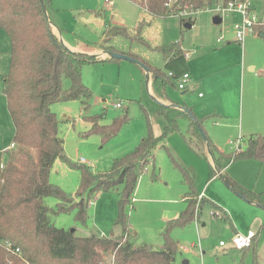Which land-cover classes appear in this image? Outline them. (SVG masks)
<instances>
[{
  "label": "rangeland",
  "instance_id": "1",
  "mask_svg": "<svg viewBox=\"0 0 264 264\" xmlns=\"http://www.w3.org/2000/svg\"><path fill=\"white\" fill-rule=\"evenodd\" d=\"M253 1L256 13L263 17L264 0ZM51 3L46 10L49 22L62 32L63 37H72L73 44L78 47L91 49L104 44L103 47L107 45L115 52L136 56L153 67L163 65L162 55L155 49L163 44L179 42L185 50L193 51L187 66L195 71V81L201 78L197 80L198 89L184 99L180 96L182 91L176 87H170L167 94L178 105L184 102L187 107H192L196 119L201 118L200 108L206 102L214 101L213 105L222 114L219 121L211 118L215 115L213 109L210 110L212 114L204 109L203 115L211 118L206 130L219 152L234 155L243 150V141L251 135H264V38L247 36L242 47L233 42L232 24L238 18L235 14L219 16L222 22L218 25L212 22L213 17L218 16L215 10L221 0H214L204 10L186 17L176 14L165 18H152L132 0H51ZM189 21L191 28H185L184 24ZM114 28H124L134 40L115 35L104 43L106 31ZM220 36L225 37V42L216 44ZM137 37L146 45L135 40ZM10 51L9 37L0 29V149L6 152L11 151L6 147L12 140L13 123L1 77L8 73ZM81 80L92 92L86 107L79 100L51 106L58 121L64 153L72 163L79 165V160L83 159L82 165L93 173H104L110 170L112 160L131 151L147 135L148 129L157 138L150 156L152 163L146 165L132 201L125 205L128 240L133 245L145 243L152 250L161 249V232L167 221L186 209L183 196L189 189L190 179L199 194L197 208L203 199L207 201L200 205L199 214L191 224L171 232L179 247L174 264H183V260L188 264H264V208L238 196L219 176H210L213 159L210 155L204 158L189 148L185 118H179L177 128L163 136L166 122L158 111L159 104L146 89L145 71L126 60H100L82 65ZM69 88L70 81L64 79L63 89ZM198 92L202 93V99L197 97ZM118 102L122 105L120 109L113 106ZM125 112L129 121L107 142L99 135L88 134L91 127L87 118L90 116L102 114L104 117L100 122L105 125ZM16 149L17 145L13 151ZM4 157L0 155V160ZM228 161L221 160V175L226 174L248 191L264 192V161L241 158ZM50 174L51 183L66 192H76L80 179L77 169L57 160ZM121 191L122 186H117L96 193L89 201L84 224L75 219V211L52 215L49 220L56 228L74 229L81 236L120 234L116 217ZM46 201L55 207V198L47 197ZM221 210L225 211L229 221ZM249 232L255 235L251 248L233 249L234 235L247 236ZM104 262L114 264L113 256L107 255Z\"/></svg>",
  "mask_w": 264,
  "mask_h": 264
},
{
  "label": "trees",
  "instance_id": "2",
  "mask_svg": "<svg viewBox=\"0 0 264 264\" xmlns=\"http://www.w3.org/2000/svg\"><path fill=\"white\" fill-rule=\"evenodd\" d=\"M44 1L48 9L50 0ZM132 1L155 18H165L170 15V11L174 15L186 9L195 12L214 2L171 0L169 10L166 7L169 0ZM230 1L233 0H221V3L227 4ZM189 23L192 24L191 21ZM0 29L7 33L11 45L9 70L1 80L14 126L12 141L17 145L14 151L0 150V155L5 156L0 160L3 162V168L0 169V264H106L104 257L107 255L113 256L114 264H174L178 249L171 232L191 224L199 214L200 205L207 200L203 199L197 208L199 194L188 179L186 209L178 217L167 221L161 232L163 248L151 250L145 244L133 246L127 236L129 224L125 205L132 201L139 176L145 171L146 165L152 163L150 156L157 138L148 129L147 135L133 150L113 159L110 170L104 173H93L82 163H72L64 153L58 121L51 111V106L79 100L86 107V102L92 99V92L82 83L81 67L85 63L98 61L92 57L70 53L60 44L50 29L40 0H0ZM257 30L258 34L263 33V25L259 24ZM105 35L104 43L115 35L128 36L124 28L107 30ZM132 38L129 37L131 41L134 40ZM135 40L146 45L139 37ZM104 49L115 52L109 47ZM155 49L167 59L161 69L151 68L136 56L125 55L145 65L152 75L155 95L173 103L167 93L170 87L177 88L178 80L186 72L183 51L179 42ZM64 79L70 81L68 90L63 89ZM187 110L194 116L190 108ZM158 111L166 122L164 137L177 128L179 118L187 120V144L204 158H207L206 149H209L213 159L210 167L211 177L217 175L216 170L222 172L221 160L241 158L264 161V135H251L243 141L242 151L234 155H224L214 147L206 135L204 125L209 118L197 119L204 134L202 137L186 113L165 105H159ZM103 117L99 114L87 118L91 124L88 134L99 135L103 142L116 136L121 127L129 121L127 112L107 125L99 124ZM56 160L79 171V185L75 193L66 192L50 182V170ZM222 177L238 196L264 208V192L248 191L226 174ZM117 186H122L116 217V225L121 229L120 234L111 237L94 234L81 236L77 235L74 229H59L51 224L50 216L70 211H75V219L84 224L91 198L96 193ZM47 197L56 199L54 208L46 205ZM221 212L229 221L227 214L223 210ZM124 235L127 236L126 239ZM254 238L255 235L252 241ZM2 242H9L12 248L19 249L20 256L7 251ZM251 246L252 243L249 248Z\"/></svg>",
  "mask_w": 264,
  "mask_h": 264
},
{
  "label": "built area",
  "instance_id": "3",
  "mask_svg": "<svg viewBox=\"0 0 264 264\" xmlns=\"http://www.w3.org/2000/svg\"><path fill=\"white\" fill-rule=\"evenodd\" d=\"M109 2V0H106ZM166 7L171 10V0L166 4ZM204 10V9H201ZM201 10H197L193 12L192 10H185L182 12H179L178 15L186 17L189 16V14L197 13ZM216 13H218V16H227L228 14H237L240 17V20L236 23H234L232 30L235 37V41L239 44H242L247 36L252 35H258L257 26L259 24H262L264 27V16L260 17L258 13H256L255 5L253 0H233L228 2L227 4H222L216 8ZM170 15H174L172 11H170ZM218 42L223 41V37L220 36L217 39ZM189 53L185 52L184 57H188ZM171 75V73H168ZM190 81V76L188 73L183 74L180 79L177 82V88L180 91H184ZM201 96V94L199 95ZM114 108L120 109L122 108L121 103H116L113 105ZM231 144H234L233 142ZM16 147L15 143H12L8 149L12 150ZM236 148H240V144L238 142L236 143ZM5 151V150H4ZM79 163H85L83 159L79 160ZM3 168V162H0V169ZM213 215H220L219 213H214ZM254 235L252 233H248L247 236H241L239 234H235L232 239V248L237 251H242L250 247L252 238ZM127 236L124 235V239H126ZM3 247L11 252L14 255L20 256V251L17 248H12V245L9 242H2ZM220 246H223V243H219Z\"/></svg>",
  "mask_w": 264,
  "mask_h": 264
},
{
  "label": "crops",
  "instance_id": "4",
  "mask_svg": "<svg viewBox=\"0 0 264 264\" xmlns=\"http://www.w3.org/2000/svg\"><path fill=\"white\" fill-rule=\"evenodd\" d=\"M52 3H51V0H50V3L48 4V7H50V5H51ZM145 10V9H144ZM238 18H237V20L234 22V23H236V22H238L239 20H240V17L237 15V14H235ZM152 18H154V17H152ZM221 22H222V20H221ZM234 23L232 24V27H233V25H234ZM116 25H119V26H121L122 27V25L121 24H118V23H115ZM49 25H50V27H51V30H52V33L55 35V37L58 39V41H60V43H62V45L66 48V50H68L70 53H73V54H76V55H81V56H89V57H94L97 61H100V60H102V61H104V60H106V59H108L107 57H106V55L104 54V52L106 51L104 48L105 47H107V45H105L104 47H103V45L102 46H94L93 48H83V46H80V47H78V46H76V45H74L73 44V42H72V37H71V39L69 38V36H65V37H63V34H62V32L61 31H59L55 26H53L50 22H49ZM191 26H192V24H191ZM191 26H190V28H191ZM232 33H233V30H232ZM261 34L263 35V36H261ZM234 36V35H233ZM258 36L260 37V38H264V33H260V34H258ZM223 37V41H221V42H218L217 41V39L219 38H217L216 39V44H221L222 42H225V37L224 36H222ZM227 43H229V40H227L226 41ZM233 42H236L235 41V37H234V40H233ZM175 43H177V42H175ZM244 43V42H243ZM243 43L242 44H239L241 47H242V45H243ZM169 44V43H168ZM163 45H165V44H163ZM109 47V46H108ZM110 49H111V47H109ZM180 49L183 51V59H184V61H185V68H186V72L185 73H188L189 74V76H190V81H189V83H188V85H187V87H186V89L184 90V91H182L181 92V94H180V96H181V99L183 98L184 99V96H186L188 93H193V92H195L197 89H198V87H199V85H198V82H197V80L199 81V79L201 80V78H196L197 80L195 81L194 79H193V74H194V77L196 76L197 77V75H195V71L193 70L192 71V69H191V66H187V60H188V57H189V55H190V52H193V51H188V50H185L183 47H182V45L180 44ZM112 50V49H111ZM114 51V50H113ZM185 52H187V53H189V55H188V57H184V53ZM116 53H118V52H116ZM120 54H123V53H120ZM125 55V54H124ZM162 55V54H161ZM127 56V55H126ZM168 57H170V56H168ZM162 58H163V65L161 66V67H153V66H151V65H148V66H150L151 68H159V69H161V68H163L164 67V65H165V63H166V61H167V59H166V57H163V55H162ZM146 73V72H145ZM167 73H169V72H167ZM146 80H147V85H146V89H147V91L149 92V94L155 99V100H157L158 102H161L163 105H165V106H169L170 104H175V105H178V103H176V102H174L173 100V103H171L170 102V100H162V99H160V98H158L156 95H155V93H154V89H153V86H152V84H153V79H152V75H151V73L149 72V73H146ZM202 80H204V79H202ZM209 89H212V87H209ZM179 90V89H178ZM201 94V96H199ZM215 94V93H214ZM197 97L198 98H200V99H202L203 98V95H202V93L201 92H198V94H197ZM213 103H214V101L213 100H211L210 102H206L205 103V106H202L201 108H200V112H201V118H203L204 117V115H205V113L206 112H203L204 111V109H206V111H207V113H211L212 114V112L210 111V110H212L213 109V113H215V115H213L211 118H213L214 117V119H216V120H218L219 121V116H222V114H220V112H219V109L217 108V106H214L213 105ZM116 104V103H115ZM179 106H183V107H185V108H190L191 110H192V112H193V114H194V116H195V113H194V110H193V108L192 107H187L185 104H184V102L182 103V105H179ZM159 108V107H158ZM204 114V115H203ZM196 117V116H195ZM198 118V117H197ZM201 118H199V119H201ZM209 118V117H208ZM211 118H209L207 121H209ZM101 123V125H104L102 122H100ZM208 122H206L205 123V125H204V128H205V132H206V135L208 136V138L211 140V142H212V138H211V136H209L208 135V133H209V131L208 130H206V124H207ZM90 124V123H89ZM215 124H217V122H215ZM105 125H107V124H105ZM188 125V124H187ZM165 126H166V124H165ZM164 126V127H165ZM90 127H91V124H90ZM13 135H14V126H13ZM12 138H13V136H12ZM143 138V137H142ZM141 138V139H142ZM140 139V140H141ZM139 140V141H140ZM194 142H196L195 140H194ZM12 143H14L12 140H11V143H10V145L12 144ZM138 144V142L135 144V146ZM134 146V147H135ZM9 147V146H8ZM8 147H6V149H8ZM133 147V148H134ZM133 148H132V150H133ZM201 148V147H200ZM0 150H5V149H3V148H1ZM131 150V151H132ZM131 151H129V152H131ZM129 152H126L125 154H127V153H129ZM196 153V152H195ZM152 155V154H151ZM208 155V154H207ZM115 159V158H114ZM57 161V160H56ZM55 161V162H56ZM54 162V163H55ZM221 174V173H220ZM217 176H219V174L217 173ZM49 180H50V182H51V174L49 175ZM59 185H61V182H59L58 183ZM183 199H185V195L183 196ZM47 203H46V205L48 206V207H50V208H52L50 205V203H48V201H46ZM57 202V201H56ZM186 202V201H185ZM225 212V211H224ZM141 244H145V243H141ZM146 245V244H145ZM133 246H136V247H138L139 245H133ZM147 246V245H146ZM147 248L148 249H151L152 250V248L151 247H148L147 246ZM163 248V244H162V247H161V249ZM161 249H159V250H161ZM177 249H178V251H179V247H178V243H177ZM176 261V260H175ZM175 263V262H174ZM182 263L183 264H188L187 263V261L186 260H183L182 261Z\"/></svg>",
  "mask_w": 264,
  "mask_h": 264
},
{
  "label": "water",
  "instance_id": "5",
  "mask_svg": "<svg viewBox=\"0 0 264 264\" xmlns=\"http://www.w3.org/2000/svg\"><path fill=\"white\" fill-rule=\"evenodd\" d=\"M40 4H41L42 10H43V12H44V14H45L46 20L48 21V24H49L48 15H47V11H46L47 8H46L45 1H44V0H40ZM212 22H213V24L218 25V24L221 23V18H220L219 16H215V17H213ZM190 26H191L190 23H185V24H184V27H185V28H190ZM261 36H263V35L261 34ZM59 42H60V41H59ZM60 44L62 45V43H60ZM62 46H63V45H62ZM63 47H64V46H63ZM64 48H65V47H64ZM65 49H66V48H65ZM67 51H68V50H67ZM68 52H69V51H68ZM104 54L106 55V57H107L108 59L126 60V61H129V62H132V63L138 65L139 67H141L146 73H149V70H148V68H147L145 65H143L141 62H139V61H137V60H135V59H132V58H130V57L124 55V54H120V53H116V52H110V51H105ZM153 100H154L157 104H159V105H163L161 102H158V101L155 100L154 98H153ZM169 107H171V108H175V109H178V110H180V111L186 113V114L192 119V121L195 123V126H196L197 130L199 131V133L202 135V137H204V134H203V132H202V129L200 128V125H199L198 122H197V119H196L192 114H190V113L188 112L187 108H185V107H183V106L175 105V104H170ZM206 150H207L208 155L211 156L209 149L207 148ZM216 172L219 174V177L223 179V177H222V175L220 174V172L217 171V170H216ZM223 180H224V179H223ZM224 181H225V180H224ZM225 183H226V182H225ZM226 184H227V183H226ZM227 185H228V184H227Z\"/></svg>",
  "mask_w": 264,
  "mask_h": 264
}]
</instances>
